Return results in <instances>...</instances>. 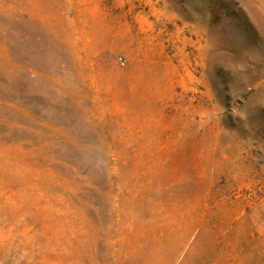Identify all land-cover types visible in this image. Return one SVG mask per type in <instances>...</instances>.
Wrapping results in <instances>:
<instances>
[{
  "label": "rangeland",
  "instance_id": "374dc122",
  "mask_svg": "<svg viewBox=\"0 0 264 264\" xmlns=\"http://www.w3.org/2000/svg\"><path fill=\"white\" fill-rule=\"evenodd\" d=\"M0 264H264V0H0Z\"/></svg>",
  "mask_w": 264,
  "mask_h": 264
}]
</instances>
